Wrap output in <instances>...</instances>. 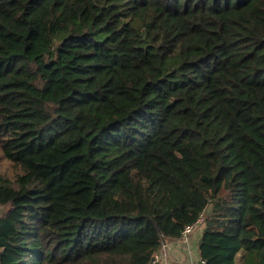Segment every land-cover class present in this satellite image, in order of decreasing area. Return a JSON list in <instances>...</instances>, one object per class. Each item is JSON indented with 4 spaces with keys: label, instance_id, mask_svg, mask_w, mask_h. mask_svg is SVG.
<instances>
[{
    "label": "trees",
    "instance_id": "16d2710c",
    "mask_svg": "<svg viewBox=\"0 0 264 264\" xmlns=\"http://www.w3.org/2000/svg\"><path fill=\"white\" fill-rule=\"evenodd\" d=\"M0 264H264V0H0Z\"/></svg>",
    "mask_w": 264,
    "mask_h": 264
},
{
    "label": "crops",
    "instance_id": "0c3cea01",
    "mask_svg": "<svg viewBox=\"0 0 264 264\" xmlns=\"http://www.w3.org/2000/svg\"><path fill=\"white\" fill-rule=\"evenodd\" d=\"M188 237L187 243L178 240L167 241L165 251H159V262L156 264H202L199 255V242L205 229L204 221Z\"/></svg>",
    "mask_w": 264,
    "mask_h": 264
},
{
    "label": "built area",
    "instance_id": "2783aa9c",
    "mask_svg": "<svg viewBox=\"0 0 264 264\" xmlns=\"http://www.w3.org/2000/svg\"><path fill=\"white\" fill-rule=\"evenodd\" d=\"M204 221V214H201L200 217L197 219L196 222H194L193 224L186 226L183 231L181 232L180 236L176 238V240H178L181 243H187L188 242V237L191 234V232L200 224H202ZM167 239L166 238H162L161 244H160V248L159 251H165L166 247H167ZM156 253L152 260H151V264H156L159 262V252ZM202 262V261H201ZM202 264H204L202 262Z\"/></svg>",
    "mask_w": 264,
    "mask_h": 264
},
{
    "label": "rangeland",
    "instance_id": "374dc122",
    "mask_svg": "<svg viewBox=\"0 0 264 264\" xmlns=\"http://www.w3.org/2000/svg\"><path fill=\"white\" fill-rule=\"evenodd\" d=\"M2 213H3V210L0 209V215H1ZM204 225H205V223H204ZM196 228L198 229V228H200V226H197Z\"/></svg>",
    "mask_w": 264,
    "mask_h": 264
}]
</instances>
